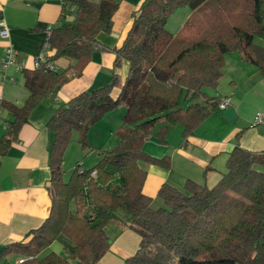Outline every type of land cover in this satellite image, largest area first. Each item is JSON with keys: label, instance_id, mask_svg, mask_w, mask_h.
Here are the masks:
<instances>
[{"label": "trees", "instance_id": "trees-1", "mask_svg": "<svg viewBox=\"0 0 264 264\" xmlns=\"http://www.w3.org/2000/svg\"><path fill=\"white\" fill-rule=\"evenodd\" d=\"M61 1V21L46 41L56 49L57 65L73 62L81 76L94 52L111 51L114 67L126 60L129 69L124 80L114 72L108 84L74 96L49 119L50 214L28 241L4 245L0 264H8L11 255L27 257L24 264H96L110 248L104 230L111 221L141 236L139 250L125 264H264V171L259 169L264 151L236 145L214 187L192 179L182 189L164 184L158 192L164 206L158 208L143 193L147 172L139 165L142 160L172 167L170 156H150L143 145L160 124L158 136L166 143L171 126L181 125L187 140L209 117L220 100L207 97L205 90L219 86L226 53L238 52L264 74V0H146L117 48H107L99 36L112 32L118 0ZM183 7L190 14L171 33L169 19ZM23 76L30 91L26 103H2L12 119L0 140V157L19 139L37 104L70 80L68 69H24ZM202 98L205 105L192 103ZM122 107L123 124L115 132L119 143L93 147L91 127ZM75 130L82 149L98 150L100 160L82 171L78 162L65 180L64 156ZM118 207L128 211L130 222L117 215ZM55 241L62 242L67 256L50 252L41 257Z\"/></svg>", "mask_w": 264, "mask_h": 264}, {"label": "crops", "instance_id": "crops-1", "mask_svg": "<svg viewBox=\"0 0 264 264\" xmlns=\"http://www.w3.org/2000/svg\"><path fill=\"white\" fill-rule=\"evenodd\" d=\"M92 1L99 3L101 0ZM145 1L118 0L113 30L110 34H100L101 43L107 48L120 47L132 25L133 14L140 10ZM62 10L61 0H0L3 21L9 29V37L0 36V140L7 130V122L12 119L11 113L2 103L23 106L28 100L30 91L25 86L23 70L34 68L36 56L45 47L47 30L60 23ZM33 28L38 30L31 31ZM9 44L16 49L17 61L23 69L15 66L6 71L3 69L2 59ZM48 52L55 55L56 49L49 46ZM114 60L113 52L96 51L83 67L81 76L76 74L79 65L66 60L59 62V70L68 69L70 80L37 104L28 123L22 127L19 139L11 144L5 156L0 157V249L11 242L28 241L31 231L41 226L50 214L49 157L52 134L47 127L49 119L74 96L108 84L114 72L119 73L124 80L129 63L123 60L122 67L115 68ZM118 92L115 90V95ZM205 92L207 97L219 98L220 101L231 97L233 101L230 107L235 109V119L226 118L222 115L225 110L217 106L187 140L182 137L181 125L171 126L166 134V143L161 142L158 136L163 124L153 129L143 150L153 157L170 156L172 159V167L168 169L139 160L140 167L147 172L143 193L153 199L155 208L161 206L157 205L160 199L158 192L164 184L182 189L186 180L192 179L209 188L214 187L226 173L229 153L236 145L250 151H264V124L252 125L256 113L264 112V74L258 67L243 61L238 52H228L225 54L219 86L215 89L206 88ZM205 102L204 98L192 101L202 105ZM182 105L188 106L186 103ZM125 113L122 107L96 122L88 133L91 145L103 150L119 142L115 132L122 126L120 122ZM82 151L83 158L95 156L91 165H87L85 158L77 160L76 165L79 162L82 169L90 168L100 160L98 150L83 148ZM63 166L65 180H68L76 166L68 176L65 160ZM207 166L211 168L206 170ZM259 169L264 171V166H259ZM116 212L125 222L131 221L132 216L125 208L118 207ZM104 231L111 245L96 264H125L126 259L139 250L141 236L129 227L111 221L106 224ZM50 252L67 256L64 245L59 241L45 248L41 257ZM22 257L11 255L7 263L24 264L19 261Z\"/></svg>", "mask_w": 264, "mask_h": 264}, {"label": "built area", "instance_id": "built-area-1", "mask_svg": "<svg viewBox=\"0 0 264 264\" xmlns=\"http://www.w3.org/2000/svg\"><path fill=\"white\" fill-rule=\"evenodd\" d=\"M50 30H51V28H49L47 30L48 36L50 35ZM0 36L3 38L9 37V29H8L5 21H3V19L0 21ZM49 46L50 45L48 43H46L43 50L40 51V53H38V55L36 56L34 63H33L34 68L44 67V68L50 69V70H59V66L53 60V55L49 54V52H48ZM2 66H3V69L5 71L11 66H15L19 69H23L22 68L23 66H21L17 61V51L11 44L7 45L5 48L4 57L2 59ZM232 101L233 100L231 99V97L223 98L218 105L219 109L222 111L228 109L231 106ZM261 124H264V112L256 113V116H255L254 121L252 123L253 126H258ZM79 169L81 171L83 170L81 164L79 165ZM93 175H96V172H94ZM26 260H28L27 257H22V258H20L19 261H20V263H24Z\"/></svg>", "mask_w": 264, "mask_h": 264}, {"label": "rangeland", "instance_id": "rangeland-1", "mask_svg": "<svg viewBox=\"0 0 264 264\" xmlns=\"http://www.w3.org/2000/svg\"><path fill=\"white\" fill-rule=\"evenodd\" d=\"M190 14V9L187 7H183L178 9L177 11H175L173 13V15L171 16V18L169 19L167 28L171 33H177V31L181 28V26L183 25L184 21L186 20V18L188 17V15ZM120 109V108H119ZM118 109H116L115 111H117ZM124 110V109H122ZM119 112V111H118ZM122 112V111H120ZM117 114V113H116ZM121 125L123 124V120H121ZM79 139V140H78ZM119 142H117L115 145L111 144V146H109L110 148L116 146ZM80 144V134L78 135V131L75 130L73 131V135L71 138V141L68 145V149L66 150L65 156H64V160H65V168L67 170V176L69 175V173L72 171V169L76 166V161L77 160H82L83 158V151H82V147ZM109 148V149H110ZM95 156L93 155H89L88 157L85 158L84 156V160L87 159V165H91L92 163H94ZM160 198V197H159ZM157 205H161L164 206V203L162 201V199L160 198L158 200V204ZM74 206V204L72 205V207ZM160 206V207H161Z\"/></svg>", "mask_w": 264, "mask_h": 264}, {"label": "water", "instance_id": "water-1", "mask_svg": "<svg viewBox=\"0 0 264 264\" xmlns=\"http://www.w3.org/2000/svg\"><path fill=\"white\" fill-rule=\"evenodd\" d=\"M222 115H224L229 120H234L236 116L235 109L233 107H230L226 109Z\"/></svg>", "mask_w": 264, "mask_h": 264}]
</instances>
